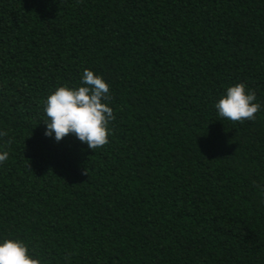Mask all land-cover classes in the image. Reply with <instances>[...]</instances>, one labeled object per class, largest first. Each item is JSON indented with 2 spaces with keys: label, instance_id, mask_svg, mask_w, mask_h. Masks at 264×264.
Masks as SVG:
<instances>
[{
  "label": "trees",
  "instance_id": "obj_1",
  "mask_svg": "<svg viewBox=\"0 0 264 264\" xmlns=\"http://www.w3.org/2000/svg\"><path fill=\"white\" fill-rule=\"evenodd\" d=\"M110 86L108 143L45 100ZM238 83L251 120L220 118ZM0 239L40 264H264V0H0Z\"/></svg>",
  "mask_w": 264,
  "mask_h": 264
},
{
  "label": "clouds",
  "instance_id": "obj_2",
  "mask_svg": "<svg viewBox=\"0 0 264 264\" xmlns=\"http://www.w3.org/2000/svg\"><path fill=\"white\" fill-rule=\"evenodd\" d=\"M110 86L102 76L84 69L80 84L58 87L47 96L43 111L47 117L45 135L60 142L73 134L95 149L108 143L111 133L110 123L114 120L110 106ZM254 93L246 90V85L238 83L228 87L215 103L217 115L231 121L251 120L260 110ZM6 135L0 131V136ZM8 152H0V164L8 159ZM0 264H40L30 254L26 244L18 239H0Z\"/></svg>",
  "mask_w": 264,
  "mask_h": 264
}]
</instances>
